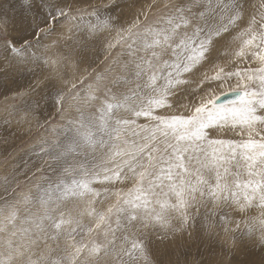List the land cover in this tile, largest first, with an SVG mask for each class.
<instances>
[{
	"label": "snow or ice",
	"instance_id": "1",
	"mask_svg": "<svg viewBox=\"0 0 264 264\" xmlns=\"http://www.w3.org/2000/svg\"><path fill=\"white\" fill-rule=\"evenodd\" d=\"M33 6L30 0L28 9ZM40 6L49 8L50 23L68 18L63 8L53 11L44 0ZM164 7L171 11L158 22L141 27L137 17L107 42L106 55L126 49V59L113 61L121 74L110 85L101 86L106 77L98 74L83 94L77 88L83 76L57 91L61 112L66 92L77 101V126L46 153L59 173L55 182L11 200L0 197V264H152L148 230L187 232L202 208L211 216L224 206L259 209L236 230L244 224L245 235L257 236L264 249V0L234 36L248 0H179ZM89 27L92 33L111 31L112 23L109 18ZM0 28L7 32L6 23ZM54 31L45 24L33 36L38 43L39 33ZM229 36L238 42L231 68L214 56ZM17 44L6 39L9 54L35 47L27 38ZM71 60L67 55L43 63ZM204 64L213 71L197 83V99L177 108L171 97ZM229 95L235 99L221 102ZM141 118L147 123L137 124ZM221 130L240 140L214 138Z\"/></svg>",
	"mask_w": 264,
	"mask_h": 264
},
{
	"label": "rangeland",
	"instance_id": "2",
	"mask_svg": "<svg viewBox=\"0 0 264 264\" xmlns=\"http://www.w3.org/2000/svg\"><path fill=\"white\" fill-rule=\"evenodd\" d=\"M29 2L0 0V24H7V32L0 28V197L9 200L13 196L35 193L39 186H47L59 178V173L54 171L55 161L46 153L51 145L72 134L79 117L77 101L67 92L63 112L56 104V93L64 90L65 81H79L83 76L84 83L77 84L81 94L89 83H95L98 74L106 77L101 86L110 85L112 78L121 74L120 65H114L113 61L126 59L122 55L126 51L124 47L118 46L106 55V44L115 37L116 30L129 27L137 17L141 27L158 22L171 11L164 5L179 0H44L45 5L54 6L53 11L63 8L68 13L67 19L58 18L62 22L54 24L47 15L49 8L40 6L41 0H34L31 10L27 7ZM260 4L261 0H248L246 14L232 30V36L247 26L250 14L257 12ZM142 13L147 16L146 20ZM109 18L111 31L92 33L90 25ZM45 24L54 27L55 31L47 37L39 33L37 43L33 33L38 31V26L44 27ZM8 38L16 40L18 47L19 42L27 38L35 47L21 56L9 54L5 47ZM228 39L229 43L218 45L219 52L214 56L218 57L216 63L231 68L234 66L230 63V53L238 42L230 43L231 36ZM225 48L227 55L224 54ZM67 55L72 56L70 62L56 66L43 63L45 58L58 59ZM239 67L242 69L245 65ZM109 69H112L111 73ZM212 71L210 64H204L187 74L189 83L180 85L181 91L171 97L174 103L179 101L177 108L197 99V83L204 73L211 75ZM230 83L234 85L235 81ZM144 123L147 122L143 118L137 121V124ZM214 138L240 140L235 132L228 130L217 132ZM93 187L100 189L102 186L94 184ZM3 203L4 200L0 199V206ZM259 214L256 207L241 212L235 206H224L217 209L215 215L206 216L202 208L200 214L189 222L187 232L169 234L160 228L148 230L149 259L152 264H264V249L258 237L245 235L244 224L236 230V223L256 218ZM222 215L226 220H220ZM172 223L178 226L177 221ZM225 228L233 231L226 232Z\"/></svg>",
	"mask_w": 264,
	"mask_h": 264
},
{
	"label": "water",
	"instance_id": "3",
	"mask_svg": "<svg viewBox=\"0 0 264 264\" xmlns=\"http://www.w3.org/2000/svg\"><path fill=\"white\" fill-rule=\"evenodd\" d=\"M231 99H235V97L234 96H232V95H229V96H227V97H221V102H223V103H226L228 100H231Z\"/></svg>",
	"mask_w": 264,
	"mask_h": 264
},
{
	"label": "bare ground",
	"instance_id": "4",
	"mask_svg": "<svg viewBox=\"0 0 264 264\" xmlns=\"http://www.w3.org/2000/svg\"><path fill=\"white\" fill-rule=\"evenodd\" d=\"M18 18H20V17H18ZM21 19V18H20ZM10 22H12V20H10ZM22 22H25V21H22ZM27 23H28V21H26ZM7 23H9V22H7Z\"/></svg>",
	"mask_w": 264,
	"mask_h": 264
}]
</instances>
